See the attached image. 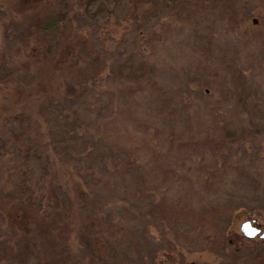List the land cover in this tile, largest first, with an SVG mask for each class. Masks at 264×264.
I'll use <instances>...</instances> for the list:
<instances>
[{"label":"rangeland","instance_id":"obj_1","mask_svg":"<svg viewBox=\"0 0 264 264\" xmlns=\"http://www.w3.org/2000/svg\"><path fill=\"white\" fill-rule=\"evenodd\" d=\"M50 1L60 20L63 7L75 5L74 28L89 40V48L110 52L111 72L91 84L98 65L95 57L86 61L90 51L77 54L72 69H61L65 52L66 63L71 62L69 44L37 27L43 0H0V198L11 191L17 199L7 203L9 220L0 214V237L7 233V221L20 222L11 240L7 237L17 258L4 264H34L41 257L29 228L57 243L44 250L52 264H91L87 246L78 240L86 234L78 226L83 224L56 227L58 207L84 210L88 195L118 200L131 195V172L123 168L132 161L121 159L114 169L109 164L112 172L99 168L97 154H82L76 168L89 191L79 185L61 188L63 166L60 155L52 153V138L59 142L65 133L63 107L72 106L84 122L94 121L109 98L114 117L99 127H112L109 142L116 150L135 148L145 188H157L166 201L190 202L208 220L243 198L230 228L237 254L228 258L222 249L204 250L212 233L201 223L202 237L195 220L185 222L183 231L150 221L162 232L177 233L160 239L156 228L142 229L123 214L119 202H110L103 218L136 228L143 255L151 250L150 239L155 247H178L184 256L179 264H264V238L248 240L239 231L255 218L252 224L264 232V0ZM28 27L39 34L26 37ZM147 80L166 94L167 107L159 113L144 88ZM109 113L103 110L100 118ZM120 175L126 180H118ZM171 180L176 184L169 186ZM170 259L177 260L172 254Z\"/></svg>","mask_w":264,"mask_h":264},{"label":"trees","instance_id":"obj_2","mask_svg":"<svg viewBox=\"0 0 264 264\" xmlns=\"http://www.w3.org/2000/svg\"><path fill=\"white\" fill-rule=\"evenodd\" d=\"M63 11L65 14H62L63 18L60 20L58 18L59 16L55 3L51 2L50 0H43V3L36 14V21H38L37 27L40 24V32L47 31L48 35L46 36L53 40L62 39L68 42L71 62L69 65L66 63L67 53L65 52L60 66V68L65 71L69 70V68L72 69L76 65V61L78 60L77 54L81 55L90 51L89 55L86 57V61H91V59L95 57L98 65L92 74L91 84H98L100 81H97V78L106 79L111 72L109 66V60L112 59L111 54L108 50L96 49L95 47L92 49L87 46L89 40L84 38L76 30V28H74L76 25L75 22L77 20L78 11L75 10V5L73 3H68V5L64 6ZM61 23H63L62 30H59V25ZM24 32L28 38H34L37 34H39L38 30H32L30 27L26 28ZM73 40H75L74 43L72 42ZM93 65L95 66L94 63ZM97 88L98 87H96V89ZM144 88L151 93V95L154 97V100L157 102V113L167 107L165 100L166 94L162 87L159 86L154 80H147ZM102 91L103 93H106L104 89ZM65 94L68 96L69 92H65ZM108 100L109 101L106 106L103 109L98 110L100 113L97 112L94 115V121L93 118H90L87 122H84V118L76 117L75 109L72 106L63 107L61 109V117L57 115V118L59 119L60 117V120H62L61 129L62 131H65L63 138L59 141V145H56L59 142L53 141L52 138V153L55 155H60L61 160L59 162L63 166L61 178L62 184L59 186L61 188L64 187L67 189H72L74 185H79L77 189L83 188L85 191H89V187H85L83 185L86 178L80 177L78 174L79 172L76 168V165L77 161L79 160L75 159L76 157L83 156L82 154H84L85 157L92 154H97L99 159L95 162H97V165L100 162L99 168L105 171L114 169L113 166L117 164H122L120 162L121 159L123 160L122 162L126 161L127 159L132 161L123 168V171L131 172L130 175L132 178L130 179H132L131 183L133 187L131 191L128 190V192L132 196L129 195L118 200L113 195H111L110 198L105 199H101L99 196L90 197V195H88V204L85 205L86 208L84 210H76L75 208H72V204L71 209L58 207L59 219L58 225L56 227L59 226L62 228L65 226V224H68V227H76V223L79 222L83 224H79L78 226L81 228V233L82 230L85 229L84 233L86 232V234L84 235L82 233L78 240L87 246L88 252L86 251L85 257L88 258L91 264H165L163 259H165L167 264H179V262L184 259L183 253L178 250V247L174 246L171 249H168V247L164 246L155 247L152 240L150 239H146V242L149 241V245L152 246L150 247L151 250L148 254L143 255L142 245L139 238L137 237L138 230L136 228L132 229L130 227L117 224L108 218H103L105 207L108 206L110 202L114 201L115 203L119 202L116 207L121 209L123 214H127L134 218V220L140 224L142 229L145 230H149L150 227H154L151 225L150 221L168 224L170 225V228L176 227L177 229L178 227V230L181 231L184 229L180 227L184 226V223L189 221V219L192 221L195 220L200 224L204 223L208 226L206 227L207 231L212 233L210 236L212 238V243L207 242L206 248L204 250L208 249L212 251L213 249H222V251H225L227 258L230 255L237 254L232 249V233H230V228L234 223L236 212L239 210V208H241L243 196H239V202L222 206L220 210L218 209L217 211L213 212L210 216V219L208 220V218H205L204 216H201L200 218L197 211L190 202H183L180 200L166 201L161 197L160 191H158L157 188H151L149 186L145 188L143 186L144 182L141 179V173L143 172L144 168L138 166V164L135 163L137 160H139L138 156H136L138 152L136 153L134 150L135 148H133V150H126L125 147H122V149L120 148V150H116L109 142V137L114 134L112 127H110V129V125H104L102 128L99 127L100 121H104L106 119L109 120L111 116L114 117L110 98ZM103 110L110 112L109 115L104 117V119L100 118L103 117L101 115ZM106 126H108V128ZM136 137L138 138V136ZM109 164L111 165V169L109 168ZM97 165L94 164L95 167ZM91 167L94 168L92 165ZM75 176H78L79 179L82 180L79 184L74 180L73 177ZM118 180L122 182L126 179H123L120 175ZM169 183H171L169 186H172L176 184V181L171 180ZM143 197H148V202L144 203V201H141L140 198ZM16 200V196L11 191L5 193L4 197L0 198V214L3 218H7V220H9V206L7 203L15 202ZM88 208L90 211H86ZM76 211L80 212L81 214L77 215ZM255 221L256 219L253 218L252 222L254 223ZM7 224L9 225L6 233L7 236L4 235L3 237H0V264H4L5 262L8 263L11 260V256H14L13 258H17V253H14L11 249L12 245L10 242V237L11 233L14 232V224L19 225L20 222H18L17 217H15L12 221H7ZM204 224H201V226ZM201 226H199L198 229L200 230V234L203 237L201 228L204 229V227ZM154 228H156V234H158V238L160 239L164 238L168 233L173 235L177 234L176 232L172 231L162 232L157 227ZM31 230L32 228H29L28 230L26 229V233L27 235L31 233L30 239L33 243L32 247L42 251L41 257H38L34 264H52V261L47 258L44 250H47V247L49 246L51 249L57 248V243H55V241L49 236L43 235V237H40V233L31 232ZM42 239L48 240H45L46 242L44 243V240ZM64 246L66 247V244H64ZM130 250L131 252H129ZM171 254L176 257V261L174 259H170ZM19 257H21L20 259L24 258L22 254H19ZM54 264L66 263L60 261Z\"/></svg>","mask_w":264,"mask_h":264},{"label":"water","instance_id":"obj_3","mask_svg":"<svg viewBox=\"0 0 264 264\" xmlns=\"http://www.w3.org/2000/svg\"><path fill=\"white\" fill-rule=\"evenodd\" d=\"M239 231L248 240H253L257 237L260 239L264 238V232L259 227L253 226L250 221L243 222L239 227Z\"/></svg>","mask_w":264,"mask_h":264}]
</instances>
